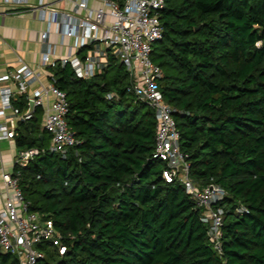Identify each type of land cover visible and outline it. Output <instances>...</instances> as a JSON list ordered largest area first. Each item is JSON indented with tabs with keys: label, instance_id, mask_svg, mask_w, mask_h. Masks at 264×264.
Instances as JSON below:
<instances>
[{
	"label": "trees",
	"instance_id": "obj_1",
	"mask_svg": "<svg viewBox=\"0 0 264 264\" xmlns=\"http://www.w3.org/2000/svg\"><path fill=\"white\" fill-rule=\"evenodd\" d=\"M159 16L151 58L189 175L225 190L216 203L221 251L184 184L162 177L153 110L127 90L128 71L109 54L90 77L58 60L50 67L78 140L65 156L48 149L40 106L17 121V148L41 150L12 171L66 245L59 253L40 243L37 264H264V0H164ZM13 102L23 109L28 98ZM0 264L19 263L0 249Z\"/></svg>",
	"mask_w": 264,
	"mask_h": 264
},
{
	"label": "built area",
	"instance_id": "obj_2",
	"mask_svg": "<svg viewBox=\"0 0 264 264\" xmlns=\"http://www.w3.org/2000/svg\"><path fill=\"white\" fill-rule=\"evenodd\" d=\"M56 0H39V16L46 22L42 32L43 48L41 65L55 66L69 63L73 71L82 77H90L106 64L109 54L116 56L125 65L130 82L127 90L135 99L145 102L155 116V137L152 156L165 162L162 177L167 181L179 179L185 191L201 208L200 219L207 225V233L213 247L221 251V226L224 208L216 205L223 198L224 188L211 181L199 185L189 175V163L179 146V130L173 116L174 107L162 94L159 80L162 70L151 58L152 43L163 31L160 10L164 0H98L99 5L91 7L88 0H70L72 7L64 9L53 5ZM54 24L60 34V43L65 36H74L76 46L84 50L81 53L70 52L55 59V45L48 41V33ZM20 60V59H19ZM51 75V74H50ZM49 75V77H50ZM39 72L23 65L20 69L0 74V116L24 120L32 115L35 106L43 111L42 126L50 134L48 149L65 156L68 147L78 140L69 125L66 114L68 100L66 92L53 80L42 83ZM38 81L28 100H33L21 109L13 100L25 93L33 81ZM12 84L13 86L9 85ZM112 92L107 94L111 97ZM9 110L7 114L6 111ZM15 125L0 123V138L13 137ZM41 150L37 146L18 149L14 164H26ZM4 190L0 189V249L14 253L19 264H37L44 255L40 243L54 246L59 253L66 245L52 218L31 210L29 200L19 185V174L3 171ZM245 209L239 206L237 210Z\"/></svg>",
	"mask_w": 264,
	"mask_h": 264
},
{
	"label": "crops",
	"instance_id": "obj_3",
	"mask_svg": "<svg viewBox=\"0 0 264 264\" xmlns=\"http://www.w3.org/2000/svg\"><path fill=\"white\" fill-rule=\"evenodd\" d=\"M38 2L39 0H0V74L28 65L39 72L38 80L40 82L46 83L50 80V67L41 65L42 32L46 28V22L39 16ZM53 5L70 9L72 2L70 0H56ZM88 5L96 7L99 5V1L88 0ZM55 27L52 24L48 33V41L55 45V54L52 57L57 59L69 51L77 52L78 48L74 36H65L63 43H60V34ZM5 83L1 82L0 85ZM9 85L13 86L10 83ZM37 85L38 81H33L29 89L23 94L26 97L30 96L33 88ZM6 113H9L8 109ZM41 119L43 120V115ZM2 122H10L15 127L17 125L16 119L10 121V119L0 116V123ZM17 150L14 136L0 138L1 190H4L2 173L3 171H12Z\"/></svg>",
	"mask_w": 264,
	"mask_h": 264
},
{
	"label": "water",
	"instance_id": "obj_4",
	"mask_svg": "<svg viewBox=\"0 0 264 264\" xmlns=\"http://www.w3.org/2000/svg\"><path fill=\"white\" fill-rule=\"evenodd\" d=\"M32 103H33V100L30 98V99L28 100L29 109L32 107Z\"/></svg>",
	"mask_w": 264,
	"mask_h": 264
}]
</instances>
